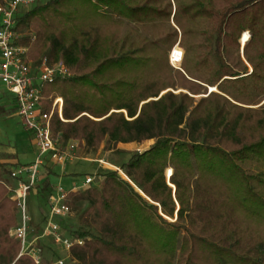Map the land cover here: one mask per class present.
<instances>
[{
	"label": "trees",
	"instance_id": "obj_1",
	"mask_svg": "<svg viewBox=\"0 0 264 264\" xmlns=\"http://www.w3.org/2000/svg\"><path fill=\"white\" fill-rule=\"evenodd\" d=\"M16 30L29 59L72 72L43 90L48 111L64 100L55 138L89 151L154 141L119 166L127 179L109 170L101 190L69 195L77 212L57 222L84 243L67 264H264V0H48ZM9 175L0 164V258L36 264L8 233ZM52 191L47 177V210Z\"/></svg>",
	"mask_w": 264,
	"mask_h": 264
},
{
	"label": "built area",
	"instance_id": "obj_2",
	"mask_svg": "<svg viewBox=\"0 0 264 264\" xmlns=\"http://www.w3.org/2000/svg\"><path fill=\"white\" fill-rule=\"evenodd\" d=\"M47 1L5 0L0 3V94H9L13 97L15 112L24 128L33 135L38 151L33 163L16 166L11 170L9 178L15 181L14 186L6 185L8 184L6 181H2V184H5L12 193L19 214V223L9 234L20 243L21 254H27L36 264L45 262L36 240L31 239L30 199L35 196L37 203L42 204L37 195L41 170L48 162L64 166L75 158L74 153L79 146L78 143L71 141L62 148L59 137L53 136L51 119L54 112H57L63 120L64 101L59 96L48 99L51 101V110L48 111L45 107L47 99L43 93L46 85L57 79L69 78L72 72L64 63H52L47 57L37 63L31 61L28 58V47L18 41L22 36L16 30L17 17L29 9L32 10L37 4ZM176 48L180 53L175 54ZM182 58L183 51L177 45L171 53L170 62L174 67L180 66ZM94 182L95 178L89 176L81 185H75L71 191L65 190L62 186L53 188L48 200L43 231L38 239L51 237L55 244L67 251L76 244L83 245V240L65 236L57 219L74 216L77 209L69 205V195L91 189ZM55 264H66V260L61 258Z\"/></svg>",
	"mask_w": 264,
	"mask_h": 264
},
{
	"label": "rangeland",
	"instance_id": "obj_3",
	"mask_svg": "<svg viewBox=\"0 0 264 264\" xmlns=\"http://www.w3.org/2000/svg\"><path fill=\"white\" fill-rule=\"evenodd\" d=\"M30 10L31 9H29V11ZM42 58H44V56L38 60H32V59L30 60L37 63ZM178 67L179 66H176V68ZM72 142H75V141H72ZM0 143H2V145H5V146H11L20 154L25 151L33 150L35 141H34L33 135L24 128L20 118L17 115H15V113L12 112L11 115L0 116ZM153 144H154V141H147L142 144H136V143L120 144L118 146L117 145L113 146V145H109L108 143H103L100 148L95 150L101 153V155L103 156L101 157L103 161L101 160V162L96 163L97 167L95 168L96 170H94L93 173H88V175H82V176L86 177L90 175L93 178H95L96 175L99 176L100 174L107 172L109 170L118 171L120 170L119 166L123 162L127 161L133 153L137 151H143L147 149L148 147L152 146ZM60 145L62 148H65L67 146V144L64 142H62ZM111 149H113V152L109 153ZM85 150L86 148L80 145L77 148V151L79 152V154H81ZM104 154H105V157H104ZM46 166L47 167L45 168V172H50L49 174H47V176H50V174L53 175L50 177V179L52 180V182H56L57 179L54 176L55 175L54 171L56 169L55 167L58 165H55L52 162H48ZM119 173L121 174L123 178L127 179V177L122 171H119ZM167 173H168V170H167ZM4 179H5L4 181L8 183L6 185L14 186V184L13 185L11 184V181L13 180H11L9 177H5ZM3 185L5 186V184ZM78 185H81V182H78ZM101 186L102 185H99V187ZM5 188L7 189L6 186ZM7 193H8L9 199L15 203V212H16V223L14 226H12L9 229L8 233H10V230L14 228L15 226H17V224L19 223V214H18L17 204L12 198V193L8 189H7ZM47 212H48L47 208L42 206L41 204L39 205L36 200L30 201V213H31V218H32L31 239L36 240L37 247L40 249V254L45 264H48L49 262H55L57 260H60L61 258L66 260V264H67L68 262V259H67L68 251L67 250H65L61 246L54 244L51 238L38 239L40 231H41V227L45 222V215ZM80 227L83 228L81 220H76L75 222L65 223L64 229L65 231L72 233L74 232V230L79 229ZM10 238L12 237L10 236ZM0 264H5V259L0 258ZM72 264H76V263H72Z\"/></svg>",
	"mask_w": 264,
	"mask_h": 264
},
{
	"label": "crops",
	"instance_id": "obj_4",
	"mask_svg": "<svg viewBox=\"0 0 264 264\" xmlns=\"http://www.w3.org/2000/svg\"><path fill=\"white\" fill-rule=\"evenodd\" d=\"M12 112L15 113V115H17L15 112L13 97L9 94H0V116L11 115ZM66 144H69V142ZM111 152H113V149L109 151V153ZM74 154H75V158L67 162L66 165L55 167L56 169L54 171L55 173L54 176L57 179V181L52 182L53 188L57 186H62L65 190L71 191L75 185H78V182H81L82 184L85 178L90 176L89 175L85 177L82 175H88V173H93L94 170H96L95 168L97 167L96 163L101 162V160L103 161V159L101 158L103 156L99 151L98 152L89 151L86 149L84 152L79 154V152L76 149ZM37 155H38V151L35 143L33 150L25 151L20 154L11 146H5L2 145V143H0V164L5 165L10 171L16 166L33 163L36 160ZM46 167L47 166H44L43 169L41 170V174L39 177V184H41L44 181V179H46L47 177H49L50 179V177L53 176V175L47 176L49 172H45ZM166 176H167V171H166ZM11 184L15 185L16 183L15 181H11ZM93 184L94 185H92V188L101 190L104 182L100 176L96 175L95 182ZM101 184L102 186L99 187V185ZM32 200H36L35 196L31 197L30 201ZM80 206L81 208L83 207L84 212L82 210V212H79V214L81 215V217H84L86 210L88 208V204L82 203Z\"/></svg>",
	"mask_w": 264,
	"mask_h": 264
},
{
	"label": "water",
	"instance_id": "obj_5",
	"mask_svg": "<svg viewBox=\"0 0 264 264\" xmlns=\"http://www.w3.org/2000/svg\"><path fill=\"white\" fill-rule=\"evenodd\" d=\"M245 43L246 42H244L243 41V39H241V44H242V46H244L245 45ZM210 92H213V91H216V89L215 88H210V90H209ZM202 97H204L203 95H200V96H197V97H195L196 99H200V98H202ZM172 175V174H171ZM167 178H168V181H169V177H168V173H167ZM173 189H174V191H175V187L173 186ZM179 208V207H178Z\"/></svg>",
	"mask_w": 264,
	"mask_h": 264
}]
</instances>
